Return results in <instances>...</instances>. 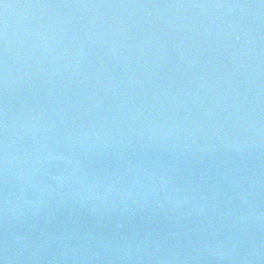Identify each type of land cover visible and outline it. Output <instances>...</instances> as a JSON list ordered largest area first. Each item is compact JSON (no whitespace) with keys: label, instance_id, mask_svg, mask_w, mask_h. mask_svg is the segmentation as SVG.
<instances>
[{"label":"water","instance_id":"95a60500","mask_svg":"<svg viewBox=\"0 0 264 264\" xmlns=\"http://www.w3.org/2000/svg\"><path fill=\"white\" fill-rule=\"evenodd\" d=\"M0 264H264V0H0Z\"/></svg>","mask_w":264,"mask_h":264}]
</instances>
